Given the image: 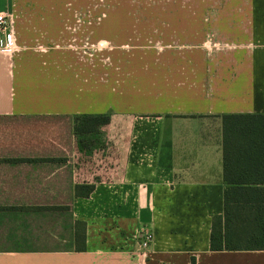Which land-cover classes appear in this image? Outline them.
Returning a JSON list of instances; mask_svg holds the SVG:
<instances>
[{"label":"crops","instance_id":"1","mask_svg":"<svg viewBox=\"0 0 264 264\" xmlns=\"http://www.w3.org/2000/svg\"><path fill=\"white\" fill-rule=\"evenodd\" d=\"M0 15V264H136L141 227L143 264H264L209 249L222 117L264 115V0H0ZM242 210L231 236L264 237Z\"/></svg>","mask_w":264,"mask_h":264},{"label":"trees","instance_id":"2","mask_svg":"<svg viewBox=\"0 0 264 264\" xmlns=\"http://www.w3.org/2000/svg\"><path fill=\"white\" fill-rule=\"evenodd\" d=\"M108 123V118L81 117L75 122V133H89ZM222 176L224 191V231L221 217L213 216L209 238L212 252L264 249V237L253 234L239 239L230 231V220L236 221V209L253 211L257 229L264 230V115H227L222 117ZM91 186L76 188L75 194L87 197ZM244 204V205H242ZM241 215V214H239ZM78 242V234H77ZM83 250L84 247H77Z\"/></svg>","mask_w":264,"mask_h":264},{"label":"built area","instance_id":"3","mask_svg":"<svg viewBox=\"0 0 264 264\" xmlns=\"http://www.w3.org/2000/svg\"><path fill=\"white\" fill-rule=\"evenodd\" d=\"M10 22L5 16L0 15V47L10 48L11 34L9 32ZM133 244L136 245V250L133 252L136 264H143L147 258V250L153 241L151 230L141 227L137 230L133 237Z\"/></svg>","mask_w":264,"mask_h":264},{"label":"rangeland","instance_id":"4","mask_svg":"<svg viewBox=\"0 0 264 264\" xmlns=\"http://www.w3.org/2000/svg\"><path fill=\"white\" fill-rule=\"evenodd\" d=\"M124 21L125 20H123V19H120V18H118V22H116V23H118V24H122V25H131V28H133V29H136L137 28V26H138V24H139V20L138 19H134V20H130L131 22H130V24H128V23H126V24H124ZM128 20H126V22H127ZM102 31V30H101ZM132 31V30H131ZM133 32V31H132ZM111 35V32H106V36H108V35ZM115 37H118V36H116V34H115ZM115 37H114V39H115ZM117 43H119V41H116ZM54 220H57V218H53V221ZM55 222V221H54ZM56 241H58V240H55V239H51V240H38V243H39V246H37L36 248L37 249H60L62 246H60L61 245V243H59V244H56L55 242ZM48 242H50V244H48ZM57 246H59V247H57Z\"/></svg>","mask_w":264,"mask_h":264}]
</instances>
